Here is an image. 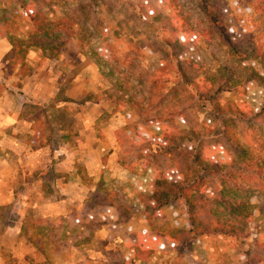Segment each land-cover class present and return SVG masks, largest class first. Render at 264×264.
Segmentation results:
<instances>
[{
    "label": "trees",
    "instance_id": "trees-1",
    "mask_svg": "<svg viewBox=\"0 0 264 264\" xmlns=\"http://www.w3.org/2000/svg\"><path fill=\"white\" fill-rule=\"evenodd\" d=\"M18 1L33 29L26 39L7 35L12 47L6 62L12 71L16 67L22 71L29 47L56 58L76 34L75 23L50 16L46 6L53 0ZM135 5L144 21L158 24L159 32L152 39L156 49L152 48V53L157 56L148 67L138 62L142 52H120L112 43L99 42L91 49L89 60L106 68L112 77L109 95L115 96L116 109L125 113L124 125L116 129L121 159L130 156V161L123 159L127 167H132L133 160L140 165L141 173L132 178L140 189L134 200L121 204L118 194L107 189L101 179L78 211L69 218L61 217V223L50 229L64 243L58 238L48 240L49 229L41 223L37 234H42V243L48 240L46 248L60 251L89 243L94 231L104 224L106 213L115 212L121 220L135 211L147 217L161 215L163 207L174 200L182 204V221L168 235L171 245L166 247L170 248L190 250L197 238L205 235H248V224L254 218H264V135L257 129L259 133L250 135L257 146L245 150L230 116L249 119L251 110L221 103L226 92L260 91L262 104L252 116L264 122V52L250 43L245 33L228 30L231 8L223 0H198L191 8L178 0H135ZM215 37L244 61L247 73L228 64L202 73L196 46ZM5 86L0 80V90ZM205 105L208 114L217 119L213 128L198 127L195 112ZM244 130L248 134V129ZM52 148L54 152L55 146ZM129 238L137 241L132 248L144 258L142 241L147 235L137 232ZM255 242L264 245V232L255 236ZM250 261L256 264L254 259ZM41 264L54 263L46 259Z\"/></svg>",
    "mask_w": 264,
    "mask_h": 264
},
{
    "label": "rangeland",
    "instance_id": "rangeland-1",
    "mask_svg": "<svg viewBox=\"0 0 264 264\" xmlns=\"http://www.w3.org/2000/svg\"><path fill=\"white\" fill-rule=\"evenodd\" d=\"M97 1L98 4L91 0H53L51 6H46V10L51 17H65L69 23L72 22L71 25L75 23V37L56 58L46 57L37 47H29L22 71H19V67L12 71L7 66L5 56L0 80L13 96L25 95L26 98L36 100L35 107H27L29 112H37V118L41 121L40 124L36 123L38 127H33L37 128L36 143L50 142L56 148V161L68 162L69 172L62 171L67 168L64 164L58 165L56 175L49 177L52 179L50 186L56 184L54 177H57L59 189L65 187V183L70 185V173L75 176L78 173V181L75 186L73 183V190L86 195L104 179L106 188L118 194L115 196L119 203L127 204L134 200L140 189V184L132 178L141 173V168L134 160L132 167L123 164V159L130 161L131 158L126 155L121 159L122 148L116 137V129L124 125L125 113L116 109L115 96L109 95V90L113 89L112 77L99 63L90 62L89 54L99 42L112 43L120 52L133 55L142 52L138 62L147 68L150 60L157 56L152 53V48L155 49L152 39L159 30L158 24L144 21L135 0ZM178 1L191 8L198 0ZM223 2L231 8L228 30L238 35L245 33L250 43L264 52V0ZM22 12L18 0H0V53L4 54L12 47L7 35L20 39L30 35L33 26ZM83 35L86 39L81 40L79 36ZM196 47L200 53L203 74L211 73L224 64L234 65L241 74L248 72L244 61L234 55L220 38L215 37L212 42L200 41ZM26 82L29 83L27 86ZM96 95L98 98L94 99ZM59 99L64 102L56 104ZM262 100L260 91L246 92L243 89L226 92L221 100L223 105L234 103L252 112H249V119L230 116L231 125L245 150L257 146L250 138L251 134L259 133L257 129H261L264 135V122L254 120L252 116L260 108ZM207 109V105L196 109L199 128H210L217 123L216 117L209 115ZM109 122L112 129H105V132L103 129L102 135L99 134L100 128L96 126L106 123L107 128ZM71 125L72 132L67 129ZM85 127L89 129H83ZM244 129H248V134H245ZM99 138H102L106 146L89 155L92 171L96 172L90 176L82 160L88 153L83 144L87 142L97 146ZM241 156L244 157L243 154ZM73 201L74 209H79L82 201ZM181 214L182 204L178 200L165 205L161 215L150 217L135 211L131 217L121 220L115 212L106 213L100 228L102 239L75 250L71 247L63 252L59 260H64V263L68 258L66 264H252L250 259H254L256 264L264 263V245L255 242V236L264 232V218H254L248 224V235H205L197 238L190 250L166 247L171 245L169 233L175 224L182 221ZM137 232L147 235V239L142 241L146 253L142 259L132 248L137 245V241L129 238V235ZM149 245L156 250H152Z\"/></svg>",
    "mask_w": 264,
    "mask_h": 264
},
{
    "label": "crops",
    "instance_id": "crops-1",
    "mask_svg": "<svg viewBox=\"0 0 264 264\" xmlns=\"http://www.w3.org/2000/svg\"><path fill=\"white\" fill-rule=\"evenodd\" d=\"M9 50L4 54L0 53V71L3 70L2 61ZM28 84L26 82L25 86ZM59 101L64 102L63 99H59L56 104L60 103ZM36 104V100L26 98L25 95L13 96L6 86L0 90V264H41L46 259H50L54 264H66L68 258L64 263L62 262L64 260L61 262L59 260L64 251H68L71 247L75 250L94 240L98 242V239L103 237L99 227L94 231V238L89 243L72 245L60 251L46 248L45 244L49 239L60 237L52 234L50 229L61 223V217L69 218L78 211L90 191L83 195L73 190V183L75 186L78 181V173L76 176L70 173L68 178L69 182H72L70 185L65 183V187L59 189L57 177H54L53 180L57 185L50 186L52 179L49 177L52 174L56 175L57 166L64 164L67 168H64L63 172H69V167L68 162L56 161V148L53 152L50 142L36 143L37 128L33 129V127H38L36 123L40 124L41 121L37 118V112L31 113L27 110V107H35ZM110 123L107 128H105L106 123L96 126L100 128L99 134L102 135L103 129L104 132L105 129H112ZM67 129L72 132V125ZM97 140L99 142L97 146L87 142L83 144L88 153L87 156L82 157V160L90 176L96 172L92 171L89 155L106 146L102 138ZM73 200L80 203L82 201L79 209H74ZM41 223H46L49 229L48 240L44 243L41 241L42 234H37L39 227H42ZM58 239L60 243H64L60 238Z\"/></svg>",
    "mask_w": 264,
    "mask_h": 264
}]
</instances>
